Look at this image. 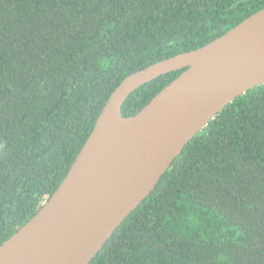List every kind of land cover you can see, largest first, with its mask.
<instances>
[{
	"label": "trees",
	"instance_id": "obj_1",
	"mask_svg": "<svg viewBox=\"0 0 264 264\" xmlns=\"http://www.w3.org/2000/svg\"><path fill=\"white\" fill-rule=\"evenodd\" d=\"M264 0H0V245L51 197L113 91ZM183 71L125 100L138 114ZM89 264H264V85L228 104Z\"/></svg>",
	"mask_w": 264,
	"mask_h": 264
},
{
	"label": "water",
	"instance_id": "obj_2",
	"mask_svg": "<svg viewBox=\"0 0 264 264\" xmlns=\"http://www.w3.org/2000/svg\"><path fill=\"white\" fill-rule=\"evenodd\" d=\"M183 72L138 114L139 87ZM264 85V9L205 46L125 78L55 193L0 245V264H89L184 147L237 97ZM126 122L115 128V120Z\"/></svg>",
	"mask_w": 264,
	"mask_h": 264
},
{
	"label": "bare ground",
	"instance_id": "obj_3",
	"mask_svg": "<svg viewBox=\"0 0 264 264\" xmlns=\"http://www.w3.org/2000/svg\"><path fill=\"white\" fill-rule=\"evenodd\" d=\"M126 122L122 121L121 119L117 118L115 120V128L119 129L122 128L125 125Z\"/></svg>",
	"mask_w": 264,
	"mask_h": 264
},
{
	"label": "rangeland",
	"instance_id": "obj_4",
	"mask_svg": "<svg viewBox=\"0 0 264 264\" xmlns=\"http://www.w3.org/2000/svg\"><path fill=\"white\" fill-rule=\"evenodd\" d=\"M43 203H44V202H43ZM43 203H42V204H43Z\"/></svg>",
	"mask_w": 264,
	"mask_h": 264
}]
</instances>
